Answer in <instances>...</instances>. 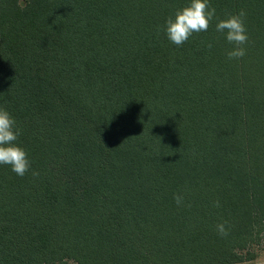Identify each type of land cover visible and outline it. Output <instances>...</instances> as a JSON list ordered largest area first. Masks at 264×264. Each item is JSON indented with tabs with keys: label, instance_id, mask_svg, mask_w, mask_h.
Returning a JSON list of instances; mask_svg holds the SVG:
<instances>
[{
	"label": "trees",
	"instance_id": "obj_1",
	"mask_svg": "<svg viewBox=\"0 0 264 264\" xmlns=\"http://www.w3.org/2000/svg\"><path fill=\"white\" fill-rule=\"evenodd\" d=\"M188 3L0 0V107L30 162L0 165V264L261 258L264 0H209L208 30L176 46L165 21ZM241 10L229 60L215 24Z\"/></svg>",
	"mask_w": 264,
	"mask_h": 264
},
{
	"label": "clouds",
	"instance_id": "obj_2",
	"mask_svg": "<svg viewBox=\"0 0 264 264\" xmlns=\"http://www.w3.org/2000/svg\"><path fill=\"white\" fill-rule=\"evenodd\" d=\"M246 13L241 10L238 14L226 19L218 20L215 30L224 34L225 40L232 48L226 52L229 60H239L246 55L244 45L248 42V35L244 24ZM216 17V10L209 0H189V3L174 13L165 21L164 32L167 39L176 46L183 45L193 33L207 31L210 22ZM211 48V44L208 45ZM20 135L15 119L9 112L0 107V165H9L17 176L23 177L29 171L30 162L23 148L15 141ZM34 176L38 173L33 172ZM173 199L179 206L183 202V195L174 194ZM216 206H219L218 202ZM217 232L221 236L227 235L223 223L217 224Z\"/></svg>",
	"mask_w": 264,
	"mask_h": 264
},
{
	"label": "rangeland",
	"instance_id": "obj_3",
	"mask_svg": "<svg viewBox=\"0 0 264 264\" xmlns=\"http://www.w3.org/2000/svg\"><path fill=\"white\" fill-rule=\"evenodd\" d=\"M255 264H264V253H262L261 258Z\"/></svg>",
	"mask_w": 264,
	"mask_h": 264
}]
</instances>
